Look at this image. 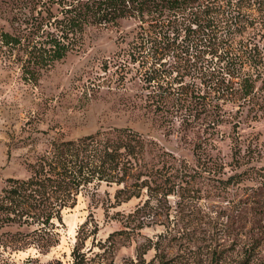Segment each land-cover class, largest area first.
<instances>
[{"label":"trees","instance_id":"obj_1","mask_svg":"<svg viewBox=\"0 0 264 264\" xmlns=\"http://www.w3.org/2000/svg\"><path fill=\"white\" fill-rule=\"evenodd\" d=\"M16 1L20 11L14 15L15 30L1 29L0 48L15 53L25 80L36 84L57 60L82 46L89 28L117 25L131 18L135 32L130 39L122 37L126 44L115 53L117 68L123 75L136 68L147 90V105L168 125L167 133L177 130L185 134L198 127L202 135L194 144V164L128 125L100 126L76 137L51 136L47 148L26 160L28 174L8 177L1 189L0 229L17 228L1 230L0 242H11L15 248L34 242L48 249L53 244L55 218L62 219L63 209L75 205L87 186L106 181L120 186L116 197L122 200L146 193L127 213L129 224L113 231L112 238L136 233L152 222L144 219L151 215L166 213L171 221L170 196L177 197L173 225L152 218L166 225L165 230L144 247L137 243L136 263L145 260L146 248L154 247L157 264L175 260L194 264L200 258L199 250L183 249L181 241L170 255L167 246L186 236L199 237L198 231H204L210 234L211 264H220L223 249L216 233H229L231 225L217 220L215 232L210 233L203 225V210L194 201L211 196L213 190L205 185L214 186L221 195L250 173L249 168L237 169L225 177L226 162L212 153V138L229 114L233 117L246 109L253 119L264 118V19L259 20L260 28L255 19L242 20V0ZM261 3L258 0V7ZM262 14L259 17L264 18ZM249 25L254 35L251 31L246 35ZM228 102L235 107L227 110ZM239 122H234L236 131ZM240 151L238 145L233 154L238 165H242ZM256 171L264 176L261 168ZM252 199L248 195L240 211L248 210ZM251 229L247 225L239 228L246 236L245 261L240 264H248L250 250L259 244L252 241ZM80 231L73 264H87L88 260L81 250ZM5 233L9 238L2 237Z\"/></svg>","mask_w":264,"mask_h":264},{"label":"rangeland","instance_id":"obj_2","mask_svg":"<svg viewBox=\"0 0 264 264\" xmlns=\"http://www.w3.org/2000/svg\"><path fill=\"white\" fill-rule=\"evenodd\" d=\"M262 1L263 4L258 7V0H242L240 18L255 19L260 28L262 24L259 20L264 19L259 17L264 13ZM19 11L16 0H0V31L15 30L14 15ZM135 28V20L131 18L123 19L117 25L89 28L82 46L57 60L36 84L22 77L15 53L0 48V192L8 177L28 174L26 160L33 158L37 150L47 148L51 136L76 137L93 132L100 126H131L194 164V144L202 135L199 128H190L185 134L177 130L167 133L168 125L162 122L154 107L147 105V90L136 68L124 75L117 68L119 62L114 59L115 53L121 45L126 44L121 41L122 37L130 39ZM249 31L254 35L252 25L246 29V35L250 34ZM232 107L235 104L231 102L225 106L227 110ZM228 117L213 134L215 147L212 153L226 162L225 177L237 169L249 168L250 173L243 176L240 182L231 184L229 190H223L221 195L214 186L205 185L206 189L213 190L211 196L194 202L202 208L203 225L210 233L215 232L212 229L217 220L231 225L229 233H216L223 249L220 264L245 261L246 236L245 232L239 231L241 225L251 227L252 241H259L250 250L252 253L248 264H264V176L256 171L261 168L260 173H264V118L253 119L246 109ZM238 119L240 122L236 131L234 122ZM238 145L242 165H238L233 157ZM118 187L117 183L102 181L83 189L78 194L76 204L63 209L62 219L55 218L53 244L48 249H41L34 242L26 247L19 245L22 248H15L11 242L7 245L0 242V264H73V249L80 230L81 250L88 257L87 264H157L154 247L146 248L145 260L136 263V246L141 242L144 247L150 239L155 240L157 234L165 230L166 225L152 218L173 225L177 197L170 196L172 222L166 213L155 217L151 215L144 219L152 222L136 233L128 237L117 234L112 238L109 235L113 231L129 224L127 213L146 197L145 193L142 197L119 199L116 197ZM249 193L253 197L251 207L240 211ZM83 222L86 223L82 225ZM16 228V225L8 226L0 229V232ZM22 229L29 230L31 227L23 226ZM198 234L199 237L186 236L178 243L167 246L170 255L177 251L182 241L183 249L199 250L200 258L193 260L194 264H211L210 234L207 233V236L204 231H198ZM9 236L8 233L2 235L4 238ZM172 264L181 263L175 260Z\"/></svg>","mask_w":264,"mask_h":264}]
</instances>
